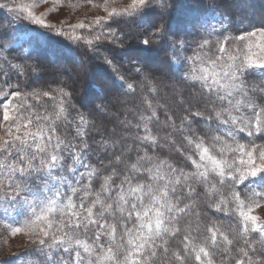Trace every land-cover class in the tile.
I'll list each match as a JSON object with an SVG mask.
<instances>
[{"label":"snow or ice","instance_id":"snow-or-ice-1","mask_svg":"<svg viewBox=\"0 0 264 264\" xmlns=\"http://www.w3.org/2000/svg\"><path fill=\"white\" fill-rule=\"evenodd\" d=\"M51 2L103 14L57 28L35 11L48 0H0V224L26 237L18 264H264V22L234 31L217 0ZM44 33L111 75L43 80L25 41Z\"/></svg>","mask_w":264,"mask_h":264},{"label":"trees","instance_id":"trees-1","mask_svg":"<svg viewBox=\"0 0 264 264\" xmlns=\"http://www.w3.org/2000/svg\"><path fill=\"white\" fill-rule=\"evenodd\" d=\"M203 0H178L179 9L193 8L196 9ZM220 5L219 11L227 12L231 15V27L238 30L248 28L251 25L259 26L264 22V0H217ZM7 16L6 13L0 11V19ZM22 24L19 31L26 32L28 29ZM30 27V26H28ZM45 34V33H44ZM33 49L38 52L40 59L49 65L43 80H51L53 74L62 72V78L69 84L77 78L88 73L90 77L96 79H107L111 75V69L104 65L100 60L92 59L90 56H85L79 49L69 45L62 37L43 35L41 42L33 43ZM55 52V56L52 53ZM115 55L118 62L123 60V55L116 51L110 53ZM151 64L154 66L161 63L163 55L145 54ZM76 69H80L78 73ZM78 74V75H77ZM72 75L76 77L71 78ZM96 89L89 90V98L91 93ZM77 97H79V85L76 87Z\"/></svg>","mask_w":264,"mask_h":264},{"label":"rangeland","instance_id":"rangeland-1","mask_svg":"<svg viewBox=\"0 0 264 264\" xmlns=\"http://www.w3.org/2000/svg\"><path fill=\"white\" fill-rule=\"evenodd\" d=\"M25 2H30V0H25ZM67 0H65V3ZM117 2L120 5H124L130 2V0H117ZM52 9V2L51 0H48L47 4L41 3L40 6L35 9L37 14H40L41 12H50ZM5 13V12H4ZM103 13L99 10H94L91 8V6H82L77 9H69L65 7L63 10L57 8L54 12H50L49 19L52 22H55L57 20H60L63 18L62 23H57L56 27H68L70 24L77 23L81 20H91L97 15H102ZM25 26V25H24ZM29 32L31 29L28 26H25ZM25 32H21V34H24ZM50 35L54 36V34L45 33L43 35ZM38 37L36 40H26L25 41V47H28L29 43L32 44L36 42L42 41V36ZM160 62L156 64L155 66H159ZM107 66V65H106ZM110 69V68H108ZM76 71L79 73L80 69H76ZM78 75V74H77ZM76 77V75H72L71 78ZM105 79V78H104ZM256 214H261L260 210H257ZM27 247L26 244V237L22 235H18L15 237H11L7 235L6 231L4 230V227L2 224H0V264H18V262L15 259V256L17 253H21L25 251V248ZM32 259H35L33 257Z\"/></svg>","mask_w":264,"mask_h":264}]
</instances>
